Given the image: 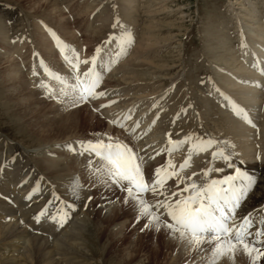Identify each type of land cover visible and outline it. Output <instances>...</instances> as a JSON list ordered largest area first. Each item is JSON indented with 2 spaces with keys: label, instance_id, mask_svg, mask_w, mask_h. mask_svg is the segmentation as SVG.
I'll list each match as a JSON object with an SVG mask.
<instances>
[{
  "label": "rangeland",
  "instance_id": "rangeland-1",
  "mask_svg": "<svg viewBox=\"0 0 264 264\" xmlns=\"http://www.w3.org/2000/svg\"><path fill=\"white\" fill-rule=\"evenodd\" d=\"M151 1L54 0L51 4L53 0H0V202L3 203H0V213H4L0 214V220L7 222L6 229L17 221L13 235H9V239L0 238L1 258L3 251L5 257L13 246L12 242L21 245L18 251L22 253L26 244L29 245L28 242L24 246L20 244L25 237L26 240L32 234L42 232L41 235L54 234L59 238L80 225L82 240L77 242L82 243L81 252L85 253V258L76 255L73 260H82L86 264H204L211 255V245H201L204 249L202 253L198 248L173 239L163 228L159 231L153 227L146 228L147 220H137V211L131 202L125 203L124 192L114 185L99 182L90 174L86 166L88 156H75L66 148L57 147L66 142L95 140L96 134L106 133L119 138L140 155L142 150L149 149L153 150L154 156L167 146V134H171L172 140L182 139L189 134L212 138L219 142L217 146L223 148L226 154H231L234 167H227L222 159L213 161L211 151L214 149L194 155V162L183 175L197 173L194 179L199 182L207 179L200 175L202 169H224L222 172H211L209 177L221 178L233 174L235 167H239L238 162L246 164L240 153L243 154L248 148L264 152V85L259 87L261 94L258 93L256 103L244 101L249 96L245 86H249L252 79L249 74L239 75L240 71L237 72L243 66L249 72H259L258 66H254L258 59L256 53H247L241 47L242 41L247 46L252 44L241 25L245 9L240 11V15L237 14L239 4L234 0ZM237 1L248 7L254 17H261L264 25V0H250L251 3ZM155 3L165 4L163 6L167 8L152 16L147 9ZM117 17L119 25L114 28ZM150 24L155 27L151 28L152 31H149ZM125 29L131 33L133 42L127 47L126 54L103 73L97 91H103L106 95L71 108L48 98L44 90L37 86L40 80L47 79L40 68L41 61L58 72H70L49 30L73 46L82 59H86L94 54L97 46H104L111 35H118ZM254 44L261 49L259 44ZM116 48L113 42L107 45L106 50L111 54ZM87 67L81 65V71ZM34 69L40 73L38 76L33 75ZM11 70L17 71L22 82L7 80ZM261 71V78H264V68ZM231 81L235 84L238 81V87H234ZM13 87L24 89L26 94L9 98L8 89L12 90ZM237 90L239 93L242 90L241 94ZM33 94L43 102L39 101L35 107L34 103L27 108L19 107L17 98L34 97ZM112 101L114 103H110ZM230 101H235L248 116L253 117H249L252 122L248 123L242 116L236 115ZM101 105L108 106L101 108ZM70 112L69 121L67 115ZM129 112L132 118L126 121L128 128L140 120L134 135L109 122ZM235 126L242 127L234 130ZM43 127L48 130L44 133L47 135L36 134ZM149 137L157 148L149 147L151 144L148 142L146 148L140 149L139 143H144ZM247 143L252 146L248 147ZM188 148L189 145L185 144L172 153L171 158L177 166L186 157ZM167 159V153H162L145 162V178L151 181L154 169ZM76 176L83 187L78 196H73L69 183ZM183 186L180 185L181 188ZM35 187L39 191L33 193ZM165 188L171 195L176 190V180L170 179ZM53 192L71 207L65 209L68 212L66 222L62 226L55 223L54 232L47 229L46 234V227L44 231L40 229L41 225L35 227L38 225L36 219H27L36 217L48 205L49 200L53 199ZM30 194L31 199L28 198ZM35 194L37 198H33ZM108 197L112 204L103 207L101 199ZM145 198L151 202L163 197H153L148 193ZM25 201L27 203L23 207L21 202ZM163 219L167 220L168 217L164 216ZM44 220L47 221L41 217L39 224L45 225ZM236 257L230 259L225 256L217 264H249L247 256ZM260 264H264V259Z\"/></svg>",
  "mask_w": 264,
  "mask_h": 264
},
{
  "label": "snow or ice",
  "instance_id": "snow-or-ice-1",
  "mask_svg": "<svg viewBox=\"0 0 264 264\" xmlns=\"http://www.w3.org/2000/svg\"><path fill=\"white\" fill-rule=\"evenodd\" d=\"M118 25L117 17L113 27ZM49 32L70 72L67 74L58 72L41 61L40 68L47 79L40 80L37 86L44 90L45 95L71 108L106 95L103 91H97L102 82L103 73L109 71L111 65L126 54L127 47L133 42L131 33L125 29L118 35H111L104 46L96 47L91 57L82 59L73 46L62 41L55 32L51 30ZM113 42L116 43L117 48L110 54L106 49L107 45ZM241 47L246 48L247 44L242 41ZM258 64L259 62L254 66ZM81 65L88 67L81 71ZM39 74L35 69L33 70L34 76ZM230 102L236 115L242 116L248 123L252 122L240 105L235 101ZM131 118V112H129L109 122L134 135L136 128L139 127V121L132 128H128L126 121ZM167 135V146L161 148L154 156L148 157L152 160L162 153L168 155L165 163L154 169L151 181L145 178V158L119 138L108 136L106 133L96 134L95 140L66 142L57 147L66 148L75 155L88 156L86 166L90 174L99 182L114 185L124 192V201L133 204L137 211V220H147L146 228L153 227L157 231L163 228L173 239H179L186 246L198 248L201 251L204 250L201 245H211V255L206 258L204 264H217L225 256L234 259L238 251L248 257L249 264H260V261L264 259V215L261 214L264 213V208L255 216L249 213L238 218L236 215L237 209L256 183L255 179L242 171L240 167H235L233 174L221 178L209 177L211 172H222L224 169L214 167L202 169L200 175L207 178L204 182L194 179L197 173L183 175L185 170L191 167L194 155L208 152L210 149H214L211 151L213 161L222 159L229 168L234 167V162L231 154H226L223 148L217 146L219 142L212 138H199L189 134L182 139L172 140L171 134ZM185 144L189 145L187 155L177 166L171 155ZM170 179L176 180V190L171 192V195L165 188ZM181 184L184 185L183 188L180 187ZM69 187L73 196H78L79 190L83 187L79 183L78 176L72 178ZM38 191V187L33 188V193ZM148 193H151L153 197L163 198L149 202L145 198V194ZM52 196L53 199L49 200L48 205L35 219L39 222L41 217H47L62 226L68 217L65 209L71 206L54 192ZM28 198L31 199V194ZM49 205L54 207L50 208ZM50 211L51 215H49ZM164 216L168 219H163Z\"/></svg>",
  "mask_w": 264,
  "mask_h": 264
},
{
  "label": "bare ground",
  "instance_id": "bare-ground-1",
  "mask_svg": "<svg viewBox=\"0 0 264 264\" xmlns=\"http://www.w3.org/2000/svg\"><path fill=\"white\" fill-rule=\"evenodd\" d=\"M51 1V0H50ZM247 2H250L251 3V1L250 0H246ZM129 2V1H128ZM138 2V1H137ZM144 2V1H143ZM146 2V1H145ZM151 2H154L153 0L151 1ZM150 2V3H151ZM158 2H160V1H158ZM162 2V1H161ZM233 2H235V3H237V4H239V6H238V10H239V12H237V14H241L240 13V11L241 10H243V9H245V12H244V14L242 15V19H243V24H242V22H241V25H242V27L247 31V33H248V35L249 36H247L248 38H249V41H250V43H252L250 46H247L246 48H243L247 53H249L250 51H253L254 53H256V55H257V57H258V59H257V61H256V64H257V62H259V64H258V68H259V72H249V71H247L246 69H244L245 67L243 66V67H240L239 68V70L237 71V72H239L240 71V73H239V75H243V74H249V76L251 77V79H252V81H250V85L249 86H245L246 87V89H245V92H249V96L247 97V98H245V99H243V98H241V99H243L244 101H250V102H253V103H256L257 102V97H258V93H260L259 92V87H263V85H264V78H261V75H260V73L262 74V69L264 68V51L262 50L263 48H264V33L262 32L263 30H264V25H263V23H261L262 21H261V17H259L258 15H257V17H254L251 13H250V11H249V9H248V7H246L245 5H241L240 4V1H237V0H234ZM246 2V3H247ZM54 3V0H53V2H51V4H53ZM233 4V3H232ZM135 5V4H134ZM163 5H165V4H158V3H155V5H151L152 7L150 8V9H147V11H148V14H150V15H152V16H154V15H156V14H159V12H161L162 10H165L166 8H167V6H163ZM249 5H251V4H249ZM47 6V5H46ZM234 6V5H233ZM133 7V6H132ZM49 8V7H48ZM143 8V7H142ZM231 8V7H230ZM233 8V7H232ZM254 8L255 7H253V10H254ZM52 9V8H51ZM129 9V8H128ZM256 11V10H255ZM254 12V11H253ZM252 12V13H253ZM79 14V13H78ZM238 15V16H239ZM256 15V14H255ZM157 16V15H156ZM261 18V19H260ZM78 19V18H77ZM62 20V19H61ZM242 21V20H241ZM150 22V21H149ZM238 22H240L239 20H238ZM250 22H252V24L253 23H255V25H252ZM65 23H67V22H65ZM151 23V22H150ZM153 25V24H152ZM151 24H150V30L149 31H152L151 30V28H153L154 27V25L152 26ZM158 25V24H157ZM63 26H64V24H63ZM68 26V25H67ZM239 26V25H238ZM65 27H66V25H65ZM241 27V26H240ZM155 28V27H154ZM158 29V28H157ZM241 29V28H240ZM156 30V29H155ZM147 31H148V29H147ZM241 32H242V29L240 30ZM94 32V31H93ZM68 35H71V34H69L68 33ZM73 35V34H72ZM93 36V35H92ZM68 38H70V37H68ZM74 38V37H73ZM147 38V37H146ZM149 39V38H148ZM259 41V42H258ZM247 43H249V42H247ZM254 43H257V44H259L260 45V47H261V49H259V47H257V45H255ZM3 44V43H2ZM48 45V44H47ZM48 47V46H47ZM45 50H46V48H44ZM49 51V50H48ZM48 54H49V52H47ZM2 54V53H1ZM1 56V55H0ZM3 57V56H2ZM4 58V57H3ZM236 59V58H235ZM3 60H5V59H3ZM7 60L8 61H11V60H9L8 58H7ZM251 60V59H250ZM255 60V59H254ZM7 61V62H8ZM252 61V60H251ZM5 62H6V60H5ZM229 62V61H228ZM235 62V61H234ZM1 63V62H0ZM137 63H139V62H137ZM236 63H238V62H236ZM2 64V63H1ZM228 65H229V63H228ZM235 65V64H234ZM15 67V66H14ZM121 69V68H120ZM250 69H252V68H250ZM165 70V69H164ZM256 71V70H255ZM123 72V71H122ZM236 72V71H235ZM21 73V72H20ZM23 73V72H22ZM235 74V73H234ZM246 75V76H247ZM4 76V75H3ZM6 76V75H5ZM8 77H6V78H8L7 80H9V82L10 81H12V82H22V78H21V76L17 73V71L16 70H11V71H9V74L7 75ZM24 75H22V77H23ZM239 77H241V79H243V78H246V77H243V76H239ZM5 78V77H4ZM5 78V79H6ZM127 78V77H126ZM4 79V80H5ZM240 79V80H241ZM249 79V78H248ZM251 79H249V80H251ZM25 80V79H24ZM38 80V79H37ZM123 80H125V79H123ZM229 80V79H228ZM227 80V81H228ZM230 81V80H229ZM228 81V82H229ZM243 80H241V82H242ZM248 81V80H247ZM246 81V82H247ZM249 82V81H248ZM27 83V82H26ZM109 83V82H108ZM234 87L235 86H237L236 84L238 83V81H237V83L235 84V82H230ZM243 83H244V81H243ZM6 84V83H5ZM114 84V83H113ZM230 84V85H231ZM239 84H240V82H239ZM228 85V84H227ZM17 86V85H16ZM18 87V86H17ZM11 88L12 90H10V89H8V96H9V98H12V99H15L14 97L15 96H17L16 94H18V96L20 97V96H22V95H24V94H26V91L24 90V89H22V88ZM34 87V86H33ZM234 87H232V88H234ZM238 87V86H237ZM236 87V88H237ZM243 87V86H242ZM241 86H240V88H242ZM128 89V88H127ZM239 89V88H238ZM16 90H19V91H16ZM32 90V89H31ZM131 90V89H130ZM243 90V89H242ZM242 90H240V93L238 92L239 90H237L236 92H238V94H241V91ZM7 91V90H6ZM17 93H16V92ZM235 91V90H234ZM261 91V90H260ZM7 93V92H6ZM124 94V93H123ZM242 94H243V92H242ZM261 94V93H260ZM13 95H15V96H13ZM236 95V94H235ZM234 95V96H235ZM244 95V94H243ZM248 95V94H247ZM33 96L34 97H29V96H27L26 98H23V99H21V98H17L16 99V101L18 102V105H19V107H25V108H27V107H30L31 106V104H33V106L35 107V104H37L39 101L42 103L43 101L42 100H40L41 98H39L38 96H35L34 94H33ZM237 96V95H236ZM241 97V96H240ZM240 97H239V95H238V98L240 99ZM15 101V100H14ZM239 101V100H238ZM243 102V101H242ZM40 103V104H41ZM53 103V102H52ZM259 103V102H258ZM48 105V104H47ZM249 105V104H248ZM247 105V106H248ZM254 105V104H253ZM256 105V104H255ZM32 106V107H33ZM56 106V105H55ZM246 106V107H247ZM249 107V106H248ZM77 110V109H76ZM71 111V110H70ZM26 113V112H25ZM76 113V112H75ZM68 116V118H69V121H70V118H71V112L67 115ZM73 116V115H72ZM54 117V116H53ZM136 117H137V115H136ZM141 117V116H140ZM249 117H251V116H249ZM60 118V117H59ZM76 118V117H75ZM251 118H253V117H251ZM56 119V118H55ZM142 119V118H141ZM140 121V120H139ZM66 122V121H65ZM239 121H237V123H238ZM241 122V121H240ZM236 123V122H235ZM63 124H64V122H63ZM239 124V123H238ZM241 124H242V122H241ZM240 124V125H241ZM131 125V124H130ZM144 125V124H143ZM237 125V124H236ZM65 126V125H64ZM231 126V125H230ZM243 126V125H242ZM241 126V127H242ZM58 127H59V125H58ZM130 127V126H129ZM236 127H238V128H241V127H239V126H235V128H234V130H236ZM46 127H43V128H40V131L38 132V131H36V134H38V135H41V136H46L47 134H44V133H46L48 130H46L45 129ZM62 128V127H61ZM245 128H243V130H244ZM249 129V128H248ZM240 130V129H239ZM247 130V129H246ZM245 130V131H246ZM250 130V129H249ZM137 131V130H136ZM140 131H142V130H140ZM228 131V130H227ZM252 131V130H251ZM250 131V132H251ZM234 132V131H233ZM243 132V131H242ZM241 132V133H242ZM260 133V132H259ZM231 134H232V132H231ZM247 134V133H246ZM240 136L242 135V134H239ZM238 135V136H239ZM244 135V134H243ZM234 136V135H233ZM239 136V137H240ZM243 137V136H242ZM253 137V136H252ZM257 137V136H256ZM263 137V136H262ZM147 138V137H146ZM145 138V139H146ZM251 138V137H250ZM255 138V137H254ZM144 139V138H143ZM150 139H152L151 137H149V139L147 140L146 139V141L143 143H139L140 144V146H139V148L140 149H142V147H145L146 146V144L149 142L150 144H151V146H149V147H152L153 146V148H155V143H154V141H152V140H150ZM239 139V138H238ZM256 139V138H255ZM235 140H237V139H235ZM234 140V141H235ZM263 140V139H262ZM252 141V140H251ZM264 141V140H263ZM250 142V141H249ZM260 142V141H259ZM241 143V142H240ZM254 143V142H253ZM138 144V145H139ZM145 144V145H144ZM249 146L248 147H250V146H252L251 144H252V142H251V144H249V143H247ZM138 147V146H137ZM158 147H159V145H158ZM244 147H246V146H244ZM255 147V146H254ZM139 148H137V150L139 149ZM146 148V147H145ZM157 148V147H156ZM155 148V149H156ZM252 148L253 147H251L250 149L248 148L243 154L242 153H240V156L241 157H243V159H244V161H245V165H243V164H241V162H238L239 164H238V166L241 168V170L242 171H244V172H246L249 176H251V177H253L254 179H255V181H256V183L253 185V187H252V189L248 192V194H247V196H246V198L242 201V203H241V205H240V207L237 209V213H236V215H237V217L239 218V217H243V216H245V215H248L249 213H251V214H253V216H255L257 213H259L260 212V210L262 209V208H264V152H261L260 150H252ZM139 149V150H140ZM245 150V149H244ZM153 152V150L151 151V150H149V149H147V150H142L141 151V156H143L144 158H145V162L146 163H148L150 160L148 159V157H150V156H152L154 153H152ZM53 155V154H52ZM74 156V155H73ZM76 156V155H75ZM75 160V159H74ZM78 160V159H77ZM49 162V161H48ZM75 162H77L76 160H75ZM192 162H194V160L192 159ZM49 164H52V163H49ZM52 166V165H51ZM50 167V166H49ZM237 167V166H236ZM4 171V170H3ZM4 173V172H3ZM3 173H1L2 175H3ZM199 178V177H198ZM6 180V179H5ZM4 181V180H3ZM2 181V182H3ZM4 182H6V181H4ZM3 182V183H4ZM4 186V185H3ZM5 187H6V184H5ZM4 187V188H5ZM6 189V188H5ZM8 189V188H7ZM9 190V189H8ZM11 190V189H10ZM7 191V190H6ZM8 192V191H7ZM14 192V191H13ZM20 192H21V190H20ZM17 194H18V192H16ZM5 195H6V192L4 193ZM13 194V193H12ZM22 195V194H21ZM13 196V198L14 199H16L15 197L16 196H14V195H12ZM20 196V195H19ZM37 196L38 195H36L35 194V196H33V198H37ZM8 197V196H7ZM25 197V199L27 200V196H24ZM3 198V197H2ZM17 198H19L20 199V197H17ZM23 198V197H22ZM39 198V197H38ZM110 197H108V198H104V199H101V205L104 207H109L111 204H112V201L109 199ZM3 200V199H2ZM16 200H18V199H16ZM29 200V199H28ZM27 200V201H28ZM34 200V199H33ZM22 201V200H21ZM5 202H8V201H5ZM10 202V201H9ZM8 202V203H9ZM35 202V201H34ZM0 203H2V201L0 202ZM27 202L25 201V202H21V204L23 205V207L25 206V204H26ZM29 203V202H28ZM3 204V203H2ZM4 204H6V203H4ZM17 204V203H16ZM19 204V203H18ZM8 205V204H7ZM22 205H19L20 207L22 206ZM28 205V204H27ZM27 205H26V207H27ZM9 207H11L10 205H9ZM33 207H35V206H33ZM3 209H6V208H3ZM8 209V208H7ZM13 209H16V208H14L13 207ZM25 209V208H24ZM23 209V210H24ZM30 209V208H29ZM33 209V208H32ZM20 210V209H19ZM4 211V210H3ZM9 211V210H8ZM14 211V210H13ZM27 211H29V210H27ZM1 212V211H0ZM6 212V211H5ZM12 212V211H11ZM3 213V212H2ZM15 213V212H14ZM20 213V212H19ZM29 213V212H28ZM1 214V213H0ZM4 214V213H3ZM3 214H1V215H3ZM6 214V213H5ZM10 214V213H9ZM8 214V215H9ZM12 214V213H11ZM52 214V212L51 213H49V215H51ZM262 215H264V213H261ZM0 215V216H1ZM25 215V214H24ZM27 216L26 217H28V214H26ZM3 217V216H2ZM4 218V217H3ZM6 218H8V217H6ZM23 219H24V217H23ZM35 219V217L33 216V217H29L27 220L28 221H32V220H34ZM45 219L47 220V221H45V225H43V224H39V222H38V225H36L35 227H38L39 225H41L40 227V229H44V227H46V229H44L45 230V232H46V234H47V232H48V230L47 229H51V230H53V231H50L51 233H53L54 232V229H53V226L55 227V222H53L52 220H50V219H48L47 217H45ZM19 220V219H18ZM28 221H27V223H28ZM42 222V221H41ZM36 223V222H35ZM127 223V222H126ZM30 224H31V222H30ZM32 224H33V222H32ZM55 224V225H54ZM8 224H7V222L5 223L3 220H0V238H3V239H5V238H7L9 235H13V232L17 229L16 228V225H17V221L16 222H14V224L13 225H11L9 228H7L6 229V226H7ZM29 226V225H28ZM32 225H30V227H31ZM57 226H59V225H57ZM23 228V227H22ZM73 228V227H72ZM22 230V229H21ZM41 230V231H42ZM43 230V231H44ZM55 230H57V229H55ZM37 231V230H36ZM82 226L80 225V226H78V228L76 227V228H74V229H72V230H70V232L69 233H66L65 232V234L63 233L62 234V236L61 237H59V238H56L55 237V235L53 234V235H45L44 233V235H41V233H35V234H32L31 236H30V238H28V239H26L25 240V238L24 239H22V241L20 240V244H23V246H24V243L25 242H28L29 243V245H27L26 244V246L24 247V252H22V253H20V251H18L21 247V245L19 246V245H16L15 244V242L13 243L12 242V244H13V246H11V248L8 250V253L6 254V256L4 257V255H5V251H3V253H2V256H3V258H1L0 257V264H61V263H63V264H86V263H83V261L82 260H77V261H75V260H73V259H75L74 257H76V255L77 256H80V257H83V258H85V253L84 252H81V245H82V243L81 242H77L78 240H80L81 239V233H82ZM16 233V232H15ZM20 234V233H19ZM60 234V233H59ZM58 234V235H59ZM24 236V235H23ZM22 236V237H23ZM16 237H17V235H16ZM15 237V238H16ZM7 239H9V238H7ZM19 239H21V238H19ZM14 240V239H13ZM82 240V239H81ZM9 241V240H8ZM12 241V240H11ZM15 241V240H14ZM15 244V245H14ZM80 245V246H79ZM204 245H208V244H204ZM80 247V248H79ZM6 248V247H5ZM4 248V249H5ZM204 248V247H203ZM80 249V250H79ZM206 250V249H205ZM80 251V252H79ZM201 251V250H200ZM199 251V252H200ZM204 251V250H203ZM203 251H201L202 253H203ZM16 252V253H15ZM198 252V253H199ZM9 253H11L10 255H9ZM237 253V255H242L243 257H245V255L242 253V252H236ZM236 253H235V259L237 258L236 256ZM73 256V257H72ZM77 258H79V257H77ZM225 258V257H224ZM242 258V257H241ZM223 260V259H222ZM225 263V262H224ZM234 264H236V262H233ZM227 264V263H226ZM229 264V263H228Z\"/></svg>",
  "mask_w": 264,
  "mask_h": 264
}]
</instances>
